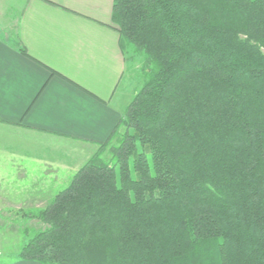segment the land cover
Masks as SVG:
<instances>
[{
  "label": "trees",
  "instance_id": "obj_1",
  "mask_svg": "<svg viewBox=\"0 0 264 264\" xmlns=\"http://www.w3.org/2000/svg\"><path fill=\"white\" fill-rule=\"evenodd\" d=\"M113 22L142 87L14 261L264 264V0H114Z\"/></svg>",
  "mask_w": 264,
  "mask_h": 264
},
{
  "label": "crops",
  "instance_id": "obj_2",
  "mask_svg": "<svg viewBox=\"0 0 264 264\" xmlns=\"http://www.w3.org/2000/svg\"><path fill=\"white\" fill-rule=\"evenodd\" d=\"M113 11L114 0H0V155L75 174L111 137L129 106Z\"/></svg>",
  "mask_w": 264,
  "mask_h": 264
},
{
  "label": "rangeland",
  "instance_id": "obj_3",
  "mask_svg": "<svg viewBox=\"0 0 264 264\" xmlns=\"http://www.w3.org/2000/svg\"><path fill=\"white\" fill-rule=\"evenodd\" d=\"M127 74L129 77L126 76L121 91L124 104L129 105L144 81L142 60L129 61L128 58ZM108 148L103 149L104 157L109 156ZM100 150L99 147L97 152ZM69 172L56 174L33 159L0 155V264L14 262L30 238L44 228L39 220L29 215L45 207L58 192L69 186L74 175Z\"/></svg>",
  "mask_w": 264,
  "mask_h": 264
}]
</instances>
